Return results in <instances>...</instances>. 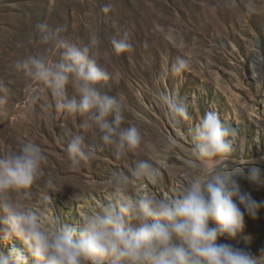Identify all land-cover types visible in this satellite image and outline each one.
Listing matches in <instances>:
<instances>
[{
  "label": "clouds",
  "instance_id": "clouds-1",
  "mask_svg": "<svg viewBox=\"0 0 264 264\" xmlns=\"http://www.w3.org/2000/svg\"><path fill=\"white\" fill-rule=\"evenodd\" d=\"M37 31L33 53L14 67L26 77L29 102L39 104L46 118L54 113L80 118L82 131L65 133L63 162L79 172L107 149L125 163L90 181L89 198L96 191L105 196L78 223H70L54 211L50 193L62 189L45 171L44 149L31 138L16 137L14 146L0 153V240L18 246L0 248V264H259L231 243H217L241 237L245 215L255 218L264 206L242 190L237 177L245 176L244 170L229 168V138L236 131L214 111L206 112L190 133L181 183L170 195L158 194L161 168L182 150L179 141L171 135L146 136L138 123L127 120L124 94L104 91L120 75L109 70L113 54L133 48L129 32L113 36L109 50L95 31L79 44L63 35V26L47 21ZM187 67V60L177 57L170 71L179 76ZM0 92L5 93L2 106L7 102L3 80ZM153 99L174 127L190 119L178 91H160ZM246 179L264 187L259 168L248 169Z\"/></svg>",
  "mask_w": 264,
  "mask_h": 264
},
{
  "label": "rangeland",
  "instance_id": "rangeland-1",
  "mask_svg": "<svg viewBox=\"0 0 264 264\" xmlns=\"http://www.w3.org/2000/svg\"><path fill=\"white\" fill-rule=\"evenodd\" d=\"M45 21L63 26V35L78 44L98 32L102 47L109 50L113 36L129 32L133 48L113 54L109 70L120 75L109 80L104 91L124 94L127 120L138 123L146 136L171 135L179 141L182 150L161 168L158 194L170 195L179 186L190 133L206 112L214 111L237 133L229 138V159L235 162H229V168L244 170L245 176L237 177L242 190L264 205V187L241 182L252 167L259 168L264 179V0H0V80L7 89V102L0 106V153L14 146L16 137L39 143L47 155L45 171L62 189L50 193L54 211L78 223L82 213L105 196L96 191L89 198L90 181L125 162L115 161L107 149L79 172L63 162L65 133L82 131L80 118L58 113L46 118L39 104L29 102L26 77L14 67L33 53L37 25ZM177 57L188 62L179 76L170 71ZM67 91L73 94L70 85ZM160 91H178L186 103L190 119L179 128L154 102V93ZM243 161L247 163H239ZM42 185L43 180L34 186V196ZM217 243H231L264 264V206L255 218L245 215L241 237L218 238ZM13 246H18L15 241L0 240V248Z\"/></svg>",
  "mask_w": 264,
  "mask_h": 264
},
{
  "label": "water",
  "instance_id": "water-1",
  "mask_svg": "<svg viewBox=\"0 0 264 264\" xmlns=\"http://www.w3.org/2000/svg\"><path fill=\"white\" fill-rule=\"evenodd\" d=\"M247 181H248V180H246L245 178H242V180H241L242 183H247ZM248 182H249V181H248ZM249 184H250L251 186H254V187L257 186V185L252 184V183H249Z\"/></svg>",
  "mask_w": 264,
  "mask_h": 264
}]
</instances>
